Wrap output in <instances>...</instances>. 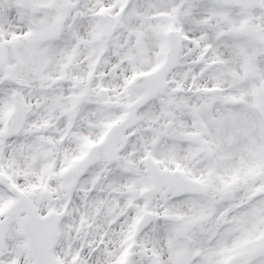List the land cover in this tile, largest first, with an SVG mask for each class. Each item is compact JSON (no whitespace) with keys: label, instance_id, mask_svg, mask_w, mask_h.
<instances>
[{"label":"snow or ice","instance_id":"snow-or-ice-1","mask_svg":"<svg viewBox=\"0 0 264 264\" xmlns=\"http://www.w3.org/2000/svg\"><path fill=\"white\" fill-rule=\"evenodd\" d=\"M0 264H264V0H0Z\"/></svg>","mask_w":264,"mask_h":264}]
</instances>
